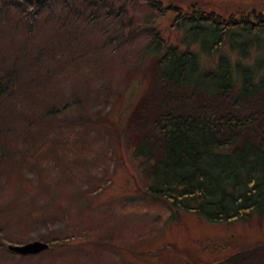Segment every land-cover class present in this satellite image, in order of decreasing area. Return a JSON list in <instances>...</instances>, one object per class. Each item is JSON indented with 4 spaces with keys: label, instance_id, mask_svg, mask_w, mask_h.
Instances as JSON below:
<instances>
[{
    "label": "rangeland",
    "instance_id": "374dc122",
    "mask_svg": "<svg viewBox=\"0 0 264 264\" xmlns=\"http://www.w3.org/2000/svg\"><path fill=\"white\" fill-rule=\"evenodd\" d=\"M25 1L0 0V264H264V218L214 222L170 209L146 194L131 153L165 113L207 118L235 102L163 79L141 56L153 27L180 44L211 39L171 6L197 2L228 15L264 12V0H157L163 9L150 0H50L35 10ZM236 28L211 55L192 45L204 64L239 56L233 45L251 35ZM254 48L264 54V40ZM263 96L237 102L261 130ZM34 239L61 247H7Z\"/></svg>",
    "mask_w": 264,
    "mask_h": 264
},
{
    "label": "trees",
    "instance_id": "16d2710c",
    "mask_svg": "<svg viewBox=\"0 0 264 264\" xmlns=\"http://www.w3.org/2000/svg\"><path fill=\"white\" fill-rule=\"evenodd\" d=\"M49 1L25 2L35 10ZM150 1L161 9L166 7L160 1ZM171 7L177 10L176 19L188 24V30L209 31L211 39L201 45L199 40L196 43L183 38L180 44L153 27V35L140 50L141 56H151L154 70L163 79L177 85L190 84L209 95L222 93L235 102L224 113L211 112L207 118L197 113L171 112L160 117L153 132L143 134L131 148L145 180L144 191L170 209L191 211L208 221L245 220L253 215L263 219L264 130L254 125L253 113L241 114L237 102L257 101L256 93L263 96L264 54L254 47L264 40V12L242 8L222 15L203 9L197 2L188 9ZM120 8L122 5L119 11ZM236 26L249 30L251 35L233 45L239 56L232 61L231 56L219 53L211 64H204L199 48L203 46L207 55L219 51L227 36L238 34ZM65 43L58 58L64 54ZM192 45H197L198 50ZM58 47L55 44L53 49L44 48L40 57L53 54ZM5 74L10 76L8 70L1 73ZM9 76L5 77L6 83ZM48 243V248L61 247L59 239Z\"/></svg>",
    "mask_w": 264,
    "mask_h": 264
},
{
    "label": "water",
    "instance_id": "95a60500",
    "mask_svg": "<svg viewBox=\"0 0 264 264\" xmlns=\"http://www.w3.org/2000/svg\"><path fill=\"white\" fill-rule=\"evenodd\" d=\"M1 242V238H0ZM49 243L40 239H34L25 243H8L7 247L18 254H35L48 248Z\"/></svg>",
    "mask_w": 264,
    "mask_h": 264
}]
</instances>
